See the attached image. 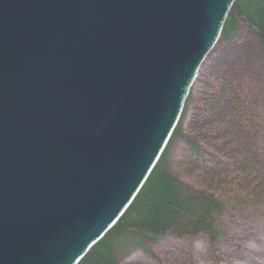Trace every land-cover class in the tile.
I'll use <instances>...</instances> for the list:
<instances>
[{
	"label": "water",
	"instance_id": "water-1",
	"mask_svg": "<svg viewBox=\"0 0 264 264\" xmlns=\"http://www.w3.org/2000/svg\"><path fill=\"white\" fill-rule=\"evenodd\" d=\"M236 0H0V264H77L130 206Z\"/></svg>",
	"mask_w": 264,
	"mask_h": 264
},
{
	"label": "trees",
	"instance_id": "trees-1",
	"mask_svg": "<svg viewBox=\"0 0 264 264\" xmlns=\"http://www.w3.org/2000/svg\"><path fill=\"white\" fill-rule=\"evenodd\" d=\"M238 20L246 22L264 49V0H236L217 43L230 39ZM215 84L211 86L217 90H204L207 98L196 115L201 127L198 141L185 137L178 122L130 206L77 264H118L115 252L135 247L157 259L142 239L157 241L166 234L177 238L204 235L211 258L218 262L216 245L234 235V229L220 224V218L232 210L264 207V145L258 136L262 103L257 99L253 108L242 106L243 91L231 90V84L225 82ZM214 95L224 105L214 102ZM189 99L190 95L185 103ZM217 121L222 124L213 126ZM235 137L241 142H233ZM179 138L185 140L194 159L181 153L170 171L165 161ZM187 165L198 171V176L183 191L180 181L186 177L183 167Z\"/></svg>",
	"mask_w": 264,
	"mask_h": 264
},
{
	"label": "rangeland",
	"instance_id": "rangeland-1",
	"mask_svg": "<svg viewBox=\"0 0 264 264\" xmlns=\"http://www.w3.org/2000/svg\"><path fill=\"white\" fill-rule=\"evenodd\" d=\"M220 81L223 84L224 82L231 84V90L243 91L242 106L248 105L253 108V101L260 100L262 115L259 121L262 127L258 136L264 145V49L246 22L242 20L237 21L235 32L230 39L216 43L199 67L189 93L190 99L185 103L186 109L179 120L180 130L185 137L198 141L201 127L196 115L204 98H207L204 90H217L211 85H216L215 83ZM212 100L224 105V102L218 100L215 95ZM219 124H222L221 121L213 123V126ZM235 138L233 142H241L240 137ZM181 153L193 161V152L183 138L176 140L165 161L170 171L174 159ZM183 168L186 170V177L180 181V186L184 191L195 182L198 171L190 165ZM220 219V224L224 227L234 229V235L231 240L216 245L218 262L211 258L212 252L204 235L177 238L171 234H166L157 241L142 239L143 244L157 259L143 249L135 247L128 252L117 250L115 252L117 262L118 264H190L188 259L190 257L191 264H264V207L232 210Z\"/></svg>",
	"mask_w": 264,
	"mask_h": 264
},
{
	"label": "bare ground",
	"instance_id": "bare-ground-1",
	"mask_svg": "<svg viewBox=\"0 0 264 264\" xmlns=\"http://www.w3.org/2000/svg\"><path fill=\"white\" fill-rule=\"evenodd\" d=\"M221 34V33H220ZM220 37V36H219ZM219 39V38H218ZM218 41V40H217ZM217 43V42H216ZM201 66V65H200ZM194 83V82H193ZM192 87V86H191ZM190 90H191V88H190ZM182 115V114H181ZM181 118V117H180ZM180 120V119H179Z\"/></svg>",
	"mask_w": 264,
	"mask_h": 264
}]
</instances>
